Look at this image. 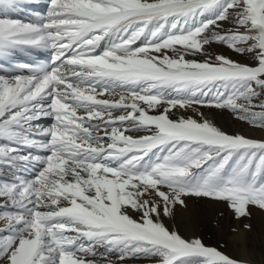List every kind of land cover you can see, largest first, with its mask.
<instances>
[{"label":"snow or ice","instance_id":"1","mask_svg":"<svg viewBox=\"0 0 264 264\" xmlns=\"http://www.w3.org/2000/svg\"><path fill=\"white\" fill-rule=\"evenodd\" d=\"M46 8L36 22L0 18V57L50 52L18 65L28 74L0 75V165L15 170L0 181V264H251L163 217L190 197L224 202L237 219L264 211V140L199 112L264 129V0ZM176 109L200 119L172 118Z\"/></svg>","mask_w":264,"mask_h":264},{"label":"bare ground","instance_id":"2","mask_svg":"<svg viewBox=\"0 0 264 264\" xmlns=\"http://www.w3.org/2000/svg\"><path fill=\"white\" fill-rule=\"evenodd\" d=\"M41 1L43 2L40 3ZM9 2L11 4H14L15 6L14 7L6 6L9 4ZM9 2L3 3L2 0H0V18H11V19L20 20L22 22H36V20L39 19V16L42 14H46L47 11V8H44L45 10H42L41 8L47 5L48 0H10ZM23 15H28V18H25ZM35 59H39V60H35ZM48 60H50L49 50L36 49V48H25L23 50L17 49L7 57H0V75L10 76L13 74H28L27 69H19L18 65L28 64L35 66L43 62H46ZM221 111H222L221 109L219 110L213 107H199V112H202L204 114V118L211 121L215 126L220 128L225 133L244 135L241 132V130L238 128V126H236V124L233 122L232 118L229 115L223 114ZM174 112L175 114H179V115L186 114L196 119L200 118V116L197 115V112L194 111L193 109H188V110L176 109L174 110ZM172 118H176V117L173 115ZM214 118H218L220 120H213ZM40 124L43 126H48L45 120H41ZM14 173L15 170L7 167L6 165H0V181L12 180ZM19 174L23 176H29L30 172L24 170V167L22 166ZM206 200L207 199L203 200V198H195V197L186 198L187 207L182 208L180 206H177L174 215L171 218L163 217V222L165 224L167 222L166 226L170 230L178 231L179 234L185 238L199 237L200 239H202L205 245L213 246V243L216 244L214 220L213 218L208 220H202L203 215H201V213L206 211L202 209L204 207L203 205L204 204L210 206L217 205V207L220 208L219 211H221L222 213L228 211H227V205L224 202L215 201V200H211V202H209ZM201 202L203 205L201 204ZM250 209L252 210L256 209L258 211V209L255 207H250ZM222 213L216 215V218L214 217L215 221L217 220L218 216L220 215L223 216ZM133 215L135 217L134 213ZM222 218L223 220L226 219L227 224L231 222L230 213L228 214L227 218L225 217V215ZM262 218L264 222V215L262 216ZM232 239L235 243L234 246L236 248L235 252H237L240 258L242 260H250V257L252 256L253 251L255 249L253 250L247 249L246 241L248 239L245 238L244 232L241 229H239V231L236 234L235 233L233 234ZM101 251L103 250L101 249ZM251 251L252 253H250ZM113 259H115V257H113Z\"/></svg>","mask_w":264,"mask_h":264},{"label":"rangeland","instance_id":"3","mask_svg":"<svg viewBox=\"0 0 264 264\" xmlns=\"http://www.w3.org/2000/svg\"><path fill=\"white\" fill-rule=\"evenodd\" d=\"M9 1L10 0H2L3 3H7ZM42 2L43 1H41L40 3H42ZM44 8H46V6L42 7L41 9L45 10ZM23 16L25 18H28V15H23ZM206 47H207V50L209 53L223 54L225 56H229L233 60H238V61H242V62L245 60V57L237 55L236 53L227 49L223 45L212 44V45L206 46ZM241 58H242V60H241ZM196 59H204V57L198 56V57H196ZM35 60H39V59H35ZM221 112L223 114L229 115L232 118L233 122L236 124V126H238V128L241 130V132L244 134V136L249 137V138H253V139H257V140H264V129H261L259 127H253L244 121L236 119L234 117V115L228 110H222ZM174 116L177 118L180 115L175 114ZM184 116H188V115L185 114ZM213 120H220V119L214 118ZM244 131H247V132H244ZM247 134H248V136H247ZM204 199H207L206 201L211 202V199L203 198V200ZM212 202H214V201H212ZM201 204H202V202H201ZM203 206L204 207L202 209H204L206 211L201 213V215H203L202 220H208L211 218H213V220H214L216 244L213 243V246L220 247V250L222 252L228 254L229 256H232V257L237 258V259H241L240 256L237 254V252H235V249H236L234 247L235 243L232 239L233 234L234 233L236 234L239 231V229H241L244 232L245 238L248 239L246 241L247 242V249L248 250L249 249H251V250L255 249L253 251L252 256L250 257V260H247V261H250L251 264H264V222H263V218H262V216L264 215V211H260V210L257 211L256 209H254L255 210L254 211L252 209H249L251 212L250 217H242L240 219H237V218H235L232 211L228 207H227L228 212L222 213L221 211H219L220 208H218L217 205L216 206H210V205L204 204ZM221 213L223 214V216L222 215H220L221 217L218 216L217 220L215 221L216 215L221 214ZM229 213L231 214V219H230L231 222H229V224H227L226 219L223 220L222 217H224V215H225V217L227 218ZM233 222H234V224H233ZM235 223H236V225H235ZM245 224H250L252 226L250 231L244 229L243 226ZM165 225H167V222ZM231 233H233V234H231ZM221 245H222V247H221ZM250 253H252V251ZM127 264H149V262L146 260H140V261L131 260V261H128Z\"/></svg>","mask_w":264,"mask_h":264}]
</instances>
